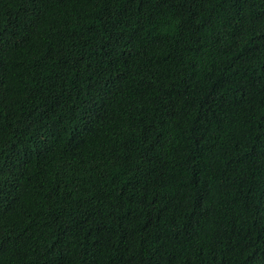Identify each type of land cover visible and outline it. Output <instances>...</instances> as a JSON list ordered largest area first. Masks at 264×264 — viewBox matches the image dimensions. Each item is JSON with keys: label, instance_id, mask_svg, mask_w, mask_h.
Instances as JSON below:
<instances>
[{"label": "trees", "instance_id": "trees-1", "mask_svg": "<svg viewBox=\"0 0 264 264\" xmlns=\"http://www.w3.org/2000/svg\"><path fill=\"white\" fill-rule=\"evenodd\" d=\"M0 264H264V0H0Z\"/></svg>", "mask_w": 264, "mask_h": 264}]
</instances>
